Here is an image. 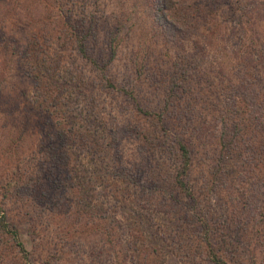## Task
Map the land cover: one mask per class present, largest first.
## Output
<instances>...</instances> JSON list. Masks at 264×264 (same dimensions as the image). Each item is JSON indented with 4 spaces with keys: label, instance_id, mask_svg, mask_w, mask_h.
<instances>
[{
    "label": "trees",
    "instance_id": "trees-1",
    "mask_svg": "<svg viewBox=\"0 0 264 264\" xmlns=\"http://www.w3.org/2000/svg\"><path fill=\"white\" fill-rule=\"evenodd\" d=\"M22 1L26 9H43L44 13L34 20L28 12L30 19L26 20L13 13V0H0V46L17 48L23 42L24 51L19 49L28 65L25 77L33 79L29 110L44 117L45 126L53 132L44 130L41 140L45 138V143L35 146L23 161L17 146V152L10 151L13 164L0 178V264H34L11 216V202L33 212L43 204L37 202L40 195L49 217L56 219L62 214L70 218V206L63 205L76 193L87 208L86 214L93 218L85 224L103 235L115 264H130L135 257L165 264L171 243L172 254L182 264H187L188 257L201 258L206 264H264V37L255 31L257 23L264 21V0H203L205 11L200 7L197 15L209 23L200 36L204 40L209 36L214 39L218 27H224L229 37L240 28L241 39L250 42L249 59L237 82L223 71L216 73L217 81H211L209 73L195 77V68L186 66L184 59L183 69L180 57L178 61L169 57L170 68L158 70L148 53L145 60L132 64L133 69L126 68L121 83L117 74H110L111 67L124 60L118 46L121 29L118 26L106 33L92 11L103 0ZM158 2L170 18L167 12L172 11V0ZM147 3L153 12L157 10L155 0ZM37 26L46 34L34 32L16 45L20 33ZM166 36L169 43L176 39ZM70 50L72 55H67ZM68 60L71 69L65 67ZM86 68L93 74L90 79ZM194 78L198 79V91L190 84ZM2 82L0 77V109H7L0 115L16 117L19 106L8 108V103L13 104L6 100ZM214 87L218 93L209 96L207 89ZM161 90L162 100L154 102ZM102 96L111 100L102 102L109 105L108 110L101 105ZM121 115L123 125L118 122ZM21 140L16 139L20 146ZM124 141L137 143L138 159L132 163L122 156ZM87 148L92 150L89 155L94 163L87 173L90 181L95 187L104 182L115 184L114 193H105L104 198L111 197L116 203L123 198L120 208L133 218L118 220V207H106L103 201L92 207L94 199L79 182L75 184L72 171ZM38 164L40 170L31 175L29 171ZM234 177L237 184L231 187ZM216 194L228 205L225 222L232 219L226 239L218 237L211 220ZM234 219H238L236 227ZM82 222L79 214L72 221L74 225ZM52 226L49 220L42 228L48 234ZM37 233L31 231L35 238ZM58 233L66 239L72 231L66 228L64 234ZM58 254L52 253L47 262Z\"/></svg>",
    "mask_w": 264,
    "mask_h": 264
},
{
    "label": "rangeland",
    "instance_id": "rangeland-1",
    "mask_svg": "<svg viewBox=\"0 0 264 264\" xmlns=\"http://www.w3.org/2000/svg\"><path fill=\"white\" fill-rule=\"evenodd\" d=\"M158 1L159 0H155V8L157 9L155 12L148 7L147 0H103L101 5L97 6L98 8H92V11L96 12L97 19L101 21V29H104L106 33L117 30L118 26L121 29L118 36V46H120V56L124 60L122 62L117 61L115 65L112 64L113 66H110L112 68L110 74H117L119 76L118 81L121 83L126 68L130 69L131 67V69H133L132 64H135V61H138V59L145 60L149 53L153 55L152 65L157 66L158 70L165 69L166 67L170 68L171 63H168L169 57H176L177 61L180 57L183 59V64L181 65L183 69L189 65L195 68V70H193L195 77H198L199 73H209V75H211V81H217L219 77L218 79H214L216 73L219 74V71H223L226 77L231 78L233 82H237V79L243 75L245 63L249 59V54H247L248 47L251 45L247 38L241 39L242 30L239 28L236 35L229 37L226 34L227 29L218 27L217 36L214 39L209 36V40H204L203 37L200 36L204 32V27H208L209 23L203 16L197 17L200 7H203L205 11L206 4L202 5L203 0H172V11L167 12L170 18H167L165 15L166 12L162 11V5ZM18 2L20 3L19 6H17L16 0H13V4L16 5V10H14L13 13H18L21 18L29 20V12L31 13L30 15L35 18L34 20H36L40 14L44 13L43 9H26L25 2L22 0ZM208 3H211V1ZM74 6L75 5H73V8ZM230 6L235 9L232 4H230ZM252 7L251 5V8ZM225 11L229 12L227 8H225ZM62 12L64 15L65 8H63V6ZM229 13L232 14V12ZM219 17L221 18V15ZM1 18L4 20V15H1ZM193 20L195 22H193ZM172 26H175L176 30H173ZM7 29L8 32L12 33L11 28ZM39 29L42 28L37 26L35 29L28 28L26 32L20 33V37L18 39L16 38V45H19V41L22 37L29 36L31 38L34 32L46 34L44 31H39ZM255 31L257 33L261 32L260 35L264 37V21L257 23ZM171 32L173 34H171ZM166 34H169V36H176V39L172 43H169V38L167 39ZM22 43L23 42H21L19 46L21 49ZM19 47L0 46V65L2 64L3 66V68H0V77L3 80L4 96L6 100H9V102L13 104L10 105L8 103V108L19 106L17 109L18 115L16 117L6 116L5 114L0 115V178L6 174L7 170L11 169L13 162L10 151L12 153L17 152L15 146L19 148L18 154L22 156L21 161H23V159L27 158L29 151L35 146H40L45 143V138H43V142L41 140L45 132L44 130L50 131L47 132L48 134L53 132V128L50 127L51 130H48L45 126L43 122L45 121L44 117L32 114L29 110V107H31L29 105V99L31 100V94L33 92V79H26L25 77L27 73L25 69H28V65L22 60ZM22 50L24 51V49ZM67 55H72V51H68ZM184 59H187L185 67ZM65 67L67 69L73 68L71 61L68 60ZM85 74L89 79L93 75L89 68H86ZM209 78L210 76L206 77V79L210 80ZM197 80L198 79L194 78L190 84L198 91ZM218 84L216 86L217 88H219ZM217 88L215 89L214 87L212 91L208 88L207 93L209 96H211V92L218 93L219 89ZM161 89L163 90V88ZM162 90L158 92L159 94L154 99V102L162 100ZM104 99H107V96H102L101 105ZM105 101L111 102L109 98ZM70 106L73 107L75 105L70 103ZM118 106L120 107L119 104ZM102 107L105 109L107 107V110L109 109L108 104H104ZM81 108H83V106ZM6 109L1 108L0 113L5 112ZM104 112H106V110ZM119 112L121 113V107L119 108ZM122 115L118 117L120 125L125 124V119ZM83 131L85 130L80 128L77 132L80 134L85 133ZM12 137L15 138L14 144H11ZM16 139H22L21 146L19 144L20 142L18 143ZM202 146L203 144H201V147ZM120 150L124 157V161L127 163H132V161L138 159L137 143L135 141H124ZM209 150L211 154L212 149ZM91 152L92 150L87 148L85 152L81 153V160L75 165L76 170L72 171L75 176V184L79 182V185L85 189L86 195L94 199L91 202L92 207L99 204L100 201H103L106 203V207L112 208L114 205L118 207V220H124L127 216L133 218L132 215H126L123 208H120L123 205V198L120 199L119 197L120 201L117 203L111 197H108V199L104 198L103 194L114 193L115 184L104 182L96 184L95 187V183L90 181V176L87 173L94 169L93 160L89 155ZM166 158L169 164H171V160L169 161V158ZM201 159L203 158H200L199 161ZM172 164L174 165V163ZM40 167L41 165L38 164L31 168L29 171L30 174L34 175L40 170ZM197 167L196 165V170ZM67 183L71 185L70 179H68ZM230 183L231 187L237 184L235 177L231 179ZM78 187L79 186H77V188ZM72 191H74V187ZM41 194H43V192H41ZM45 200H48V198H45ZM37 202L43 204H39V210H34L33 212L31 208L27 209L15 203V205H13V202L9 205L13 221L19 225L21 238L25 241L28 250L32 253L31 256L34 264H115V256H113V258L110 253L111 250H109V247L105 246L103 235L101 233L95 234L94 230H91L85 224L86 221H92L93 218H89V214H86V212H88L87 208L85 210L80 201L77 200V193L70 195L68 199L64 201V208H66V205L70 206V211L72 212L70 218L63 217L64 215L62 214H60L62 216H57L56 219L51 218L45 212L44 207L46 202L43 201L40 195H38ZM85 202L87 204V201ZM212 202L214 208L213 218L211 219L212 223L214 226H217L216 233L218 237L226 239V233H230L229 223L232 225V219H227L228 223H226L223 218L227 213L225 210L227 209L226 206H228L227 202L221 198L220 194H216ZM74 212L79 214L80 219L83 220L81 224L74 225L72 223L74 217L77 216ZM155 219L158 221L160 220V218L157 217ZM49 220L53 222V226L51 227L52 230L47 234L45 228H42V225H44V221ZM237 220L238 219H234L233 224L235 227L237 226ZM66 228L68 231L71 230L72 233L69 234L66 239H62V236L58 232L64 234ZM34 229L38 231L36 238L31 235V231ZM121 239L126 241L127 236H122ZM170 245L167 252L169 258L165 260L168 262H165V264H182L179 259L172 254L174 253L173 244L171 243ZM195 246L194 244V247ZM55 251L59 253L58 258H54L50 263L49 261L47 262L48 256H51ZM184 254L187 255V252ZM153 259L154 258L145 260L142 257H135L132 260L129 259V261L131 260L130 264H135V261L139 262V264H154ZM191 259L192 257H188L186 263L206 264V261L201 258L194 257L192 260ZM127 264H129V262H127Z\"/></svg>",
    "mask_w": 264,
    "mask_h": 264
}]
</instances>
